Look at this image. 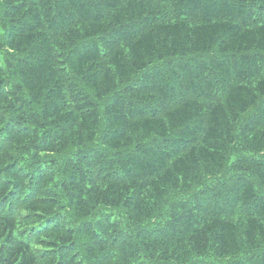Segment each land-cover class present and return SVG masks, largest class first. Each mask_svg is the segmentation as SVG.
<instances>
[{"label":"trees","instance_id":"trees-1","mask_svg":"<svg viewBox=\"0 0 264 264\" xmlns=\"http://www.w3.org/2000/svg\"><path fill=\"white\" fill-rule=\"evenodd\" d=\"M0 264H264V0H0Z\"/></svg>","mask_w":264,"mask_h":264}]
</instances>
